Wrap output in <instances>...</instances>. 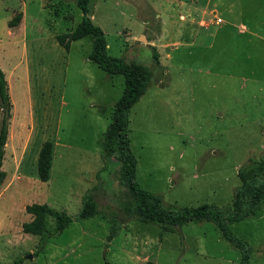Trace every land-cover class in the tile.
I'll list each match as a JSON object with an SVG mask.
<instances>
[{"label":"rangeland","instance_id":"rangeland-1","mask_svg":"<svg viewBox=\"0 0 264 264\" xmlns=\"http://www.w3.org/2000/svg\"><path fill=\"white\" fill-rule=\"evenodd\" d=\"M89 7L107 53L152 72L128 115L138 185L160 195L163 207L230 212L237 170L264 158V0H90ZM18 13V25L8 27ZM80 20L76 0H0V70L11 103L0 264H239L212 223L165 232L124 216L120 205L130 196L115 159L97 178L99 142L123 78L88 60L90 39L68 51L58 45L55 37ZM46 141L51 165L41 182L36 165ZM94 187L99 214L79 219L82 196ZM33 203L72 222L53 234L47 219L45 234H25L21 225L32 218L24 208ZM112 215L119 228L108 239ZM228 229L252 248L249 264H264V205Z\"/></svg>","mask_w":264,"mask_h":264},{"label":"trees","instance_id":"trees-1","mask_svg":"<svg viewBox=\"0 0 264 264\" xmlns=\"http://www.w3.org/2000/svg\"><path fill=\"white\" fill-rule=\"evenodd\" d=\"M90 0H76V7L81 12V20L76 27L66 34L55 37L56 42L68 51L70 44L84 38L90 39L91 50L88 60L101 69L107 76H121L123 90L120 98L114 103L110 115V123L100 139L103 173L111 165V160L119 165V183L124 187L130 201L120 205L121 212L128 218H134L141 223L154 225L165 232H176L183 225L193 223H212L220 232L222 238L239 252V264H249L252 248L245 241L235 236L228 229V224L238 223L253 217L264 205V158L249 159L236 173L238 186L233 193L231 211L224 214L215 205L202 204L197 207L172 208L162 206V197L142 189L135 180L136 160L130 150L128 138V115L131 108L145 94L150 85L151 69L128 61L125 57H113L107 53L106 40L103 31L94 25L90 18ZM21 13L16 14L8 27L18 25ZM0 187L5 178L2 171L4 146L7 139V127L10 119L11 103L3 72L0 70ZM52 145L46 141L41 146L37 157V177L41 182H47L51 165ZM97 187L87 191L81 199L79 219H89L99 214L94 192ZM25 213L31 216L29 222L21 225L25 234L41 236L45 234L47 219L55 222L53 234L62 232L72 220L64 213L50 209L46 204H30L25 206ZM111 217V216H109ZM107 217V218H109ZM114 222L117 223L115 216ZM112 220V218H109ZM118 223L111 225L108 239L116 236ZM145 264H154L146 262Z\"/></svg>","mask_w":264,"mask_h":264},{"label":"built area","instance_id":"built-area-1","mask_svg":"<svg viewBox=\"0 0 264 264\" xmlns=\"http://www.w3.org/2000/svg\"><path fill=\"white\" fill-rule=\"evenodd\" d=\"M217 22H220V19H217Z\"/></svg>","mask_w":264,"mask_h":264},{"label":"water","instance_id":"water-1","mask_svg":"<svg viewBox=\"0 0 264 264\" xmlns=\"http://www.w3.org/2000/svg\"><path fill=\"white\" fill-rule=\"evenodd\" d=\"M29 259L31 258V256H27Z\"/></svg>","mask_w":264,"mask_h":264},{"label":"crops","instance_id":"crops-1","mask_svg":"<svg viewBox=\"0 0 264 264\" xmlns=\"http://www.w3.org/2000/svg\"><path fill=\"white\" fill-rule=\"evenodd\" d=\"M258 24V23H257ZM260 24V23H259Z\"/></svg>","mask_w":264,"mask_h":264}]
</instances>
